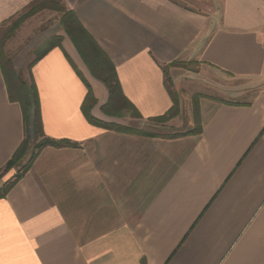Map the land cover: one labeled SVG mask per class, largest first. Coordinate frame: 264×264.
Returning <instances> with one entry per match:
<instances>
[{
	"label": "crops",
	"instance_id": "crops-1",
	"mask_svg": "<svg viewBox=\"0 0 264 264\" xmlns=\"http://www.w3.org/2000/svg\"><path fill=\"white\" fill-rule=\"evenodd\" d=\"M37 1L0 0V28ZM62 1L114 63L141 121L173 107L180 90L173 78L169 91L165 67L198 64L197 118L183 132L197 119L202 131L165 138L90 124L83 79L94 117L124 119L102 112L109 92L71 40L49 39L31 71L44 134L75 146L43 149L0 200V264H264V0ZM233 81L230 94L247 100L221 97ZM24 139L0 63V171Z\"/></svg>",
	"mask_w": 264,
	"mask_h": 264
},
{
	"label": "trees",
	"instance_id": "trees-1",
	"mask_svg": "<svg viewBox=\"0 0 264 264\" xmlns=\"http://www.w3.org/2000/svg\"><path fill=\"white\" fill-rule=\"evenodd\" d=\"M46 4H49L50 6L54 7H57V5L59 6L58 1L38 0L32 5L31 9L33 10H31L26 14V16L21 18L20 22H18L14 28H19V26L23 24L24 21H26L29 17L35 15L36 13H38V11L44 9L46 7ZM50 6H47V8ZM58 11L61 13L60 24L62 26L63 32L71 40L79 56L86 65L87 69L89 70L91 76L97 81L101 82L109 92V100L107 104L102 107V112L110 117L124 118L126 116L124 112L129 109L130 114L134 118L142 120L143 117L141 116V114L125 98L121 88V84L119 82L116 67L112 60L109 58V56L99 46V44L95 41L91 34L83 27V25L81 24L78 17L73 11L68 10L66 7H59ZM62 42L63 37L59 36L58 38H54L51 41L50 47H61ZM0 63L8 88L9 98L12 102H17L20 104L24 115L25 125V139L14 154V156L12 157V159L6 164L5 168L0 171V176L1 174H5L6 172H10L11 170H14L15 168L19 167L21 164H23L24 160L29 157L28 161L25 163L23 172L21 174H18L12 183L0 188L1 200L7 197L11 189L16 185V183L19 182L23 178V176L31 169L32 165L34 164L35 160L43 149L47 147L65 148L73 147L75 145L66 140H53L51 138H48L44 134L41 119V111L38 101V93L36 86L34 85L31 72L34 63H32L29 67L31 79V81L29 82L21 78L16 73L13 62L11 60L6 59L1 47ZM166 69L167 67H165V70ZM83 81L85 82V85L88 88V95L83 105V113L90 124L103 129L113 130L120 133L148 135L146 132L138 131L130 127L120 126L114 123H107L94 117L92 111L97 105V99L95 98L91 85L84 79ZM172 86V81L167 78V87L171 93ZM172 96L174 103L172 109L167 114L161 117L149 119V122L165 120L169 121L178 117L179 102L176 100V96H174L173 93ZM32 109H34L35 112V132L33 138L30 134V119ZM200 128V121L197 119L196 127L193 131L184 133L179 136L166 138H177L188 134H200L202 131ZM142 264H145V261H143Z\"/></svg>",
	"mask_w": 264,
	"mask_h": 264
},
{
	"label": "rangeland",
	"instance_id": "rangeland-1",
	"mask_svg": "<svg viewBox=\"0 0 264 264\" xmlns=\"http://www.w3.org/2000/svg\"><path fill=\"white\" fill-rule=\"evenodd\" d=\"M58 1L59 6L57 7L50 6L46 4V7L35 15L29 17L19 28H14L15 25L20 22V19L26 16L30 12L32 6L23 13H20L13 18L9 19L4 25L0 28V47L5 54L7 60H11L13 64L15 63L20 71V77L24 80L30 81V65L34 59L44 52L48 46V41L51 38H58L59 34L65 35L63 32L62 26L60 24L61 13L58 11L59 7H65L62 0H53ZM47 6H50L47 8ZM66 36V35H65ZM172 69V70H170ZM168 77L169 79L176 80V83L179 87V93H176V100L179 102L180 99L182 106L179 102V115L182 116L181 119L178 117L171 119L169 121H155V122H144L134 118L130 114V110L127 109L125 113L124 120H115L114 124L120 125L124 124V127H127V124L132 126L138 131L146 132L148 135L158 136V137H175L182 135L188 129V123L190 119L194 120L197 118L196 105L197 101L201 98L198 95H192L196 90V84L192 79L197 78L195 74L199 73V65L193 62H177L170 66H167ZM172 71V74H171ZM241 82L233 81L230 84H227L221 90L223 93L221 97L225 98L228 101H243L247 100L245 93L242 96H234L230 94L233 89H239L237 86L241 87ZM195 84V85H194ZM236 86V87H235ZM181 93L184 95L182 97ZM210 95H214L213 92H207ZM252 93V92H251ZM254 93V92H253ZM191 95V96H190ZM250 95V94H249ZM182 97V98H181ZM181 124L185 128H180ZM120 125V126H122ZM196 127V124L193 128ZM33 143V142H31ZM27 157L23 164L19 167L1 174L0 176V188L12 183L18 174H21L24 170L25 163L28 161Z\"/></svg>",
	"mask_w": 264,
	"mask_h": 264
},
{
	"label": "water",
	"instance_id": "water-1",
	"mask_svg": "<svg viewBox=\"0 0 264 264\" xmlns=\"http://www.w3.org/2000/svg\"><path fill=\"white\" fill-rule=\"evenodd\" d=\"M30 134L31 137H34V132H35V112L34 109H32V113H31V119H30Z\"/></svg>",
	"mask_w": 264,
	"mask_h": 264
}]
</instances>
